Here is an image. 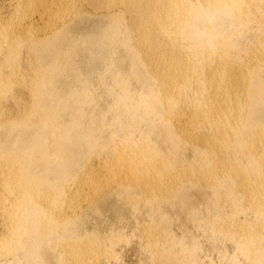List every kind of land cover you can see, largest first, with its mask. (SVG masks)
Segmentation results:
<instances>
[{"label":"bare ground","instance_id":"obj_1","mask_svg":"<svg viewBox=\"0 0 264 264\" xmlns=\"http://www.w3.org/2000/svg\"><path fill=\"white\" fill-rule=\"evenodd\" d=\"M190 188L264 264V0H0V264H121L113 201L152 264H206L164 210Z\"/></svg>","mask_w":264,"mask_h":264},{"label":"rangeland","instance_id":"obj_2","mask_svg":"<svg viewBox=\"0 0 264 264\" xmlns=\"http://www.w3.org/2000/svg\"><path fill=\"white\" fill-rule=\"evenodd\" d=\"M110 82L111 81H109V79H108L107 83L110 84ZM95 84L96 85L94 86V90H95V93H97L96 98L100 99L104 95L102 97V102H106V100H107V102L111 101L112 98L107 95L106 89L104 88L105 85L101 84L103 86V88H102L101 85H98V81H96ZM97 85L99 87H97ZM98 93H100V94H98ZM101 94H102V96H101ZM106 96H107V98H106ZM105 98H106V100H105ZM189 156L191 157V153L189 154ZM197 189H199V188H196L195 190H193V188L189 189V192H190L189 199L190 200L189 199L186 200L187 203L183 202L184 204L180 203L179 205L178 204H174V205L169 204L170 206L168 204H166L164 206V210L166 211L165 212L166 215L168 213L167 218H169L168 220L170 221V224H169L170 230H171V233L173 234V236L175 235L177 237L176 238L174 236L176 239H178V240L181 239L182 242H184V244L189 245V249L192 247L191 250L192 249L193 250H197V249L199 250L200 249L199 250L200 252L197 250L198 251L197 254L199 256V257L198 256L197 257L200 259V261H202V259H203L202 262H205L206 264H232V263L233 264L234 263L235 264H249L246 257L243 255H240L241 252H239L240 250L238 248V245H237V243L235 244V242H233L234 240L232 238L229 239L228 238L229 236L224 234L223 232H220L219 233L220 236H219L218 232L215 233V231H214V233L216 236L213 235L215 237L214 238L212 236V233H213V231H211L212 229H210V230H208L209 228L205 229L204 227H202V225H199L198 221H196V219H199L200 223L204 222L203 225L205 223H207V221L208 222L211 221L210 225L211 224L213 225L214 221L216 222V220L217 221H221V220L224 221V220H226L225 218H227V216L234 211V209H235V207H233L234 205L232 206L231 203H229L232 206L231 207V206H229L228 203H226L225 205L227 207L224 206V208H222V209L223 210L225 209V210L221 211V213L219 214V212H220L218 210V209H220L218 207L219 202H216V200H217L216 197H215L216 200L213 198L214 195H213V197L211 196L212 193L210 192V190H208L207 188H204L203 189L204 192H202L201 191L202 189L199 191H197ZM205 189L208 190V192ZM210 198H213V199L211 200ZM213 200H215V201H213ZM214 202L217 203V205ZM111 203L109 206V211L100 212V213L94 214L93 216L90 217L89 225H90L91 232H93L95 234H97V233L98 234H111V232L113 235L114 234L116 235V233L119 234V238L121 240H123V241L120 240L121 243H119V246H118L119 247L118 252H119V255H120L121 260H122L121 264H152L150 255L148 253H146L145 251H143V247H141L143 245L141 243V240H139L140 238L137 237L139 234L136 235V232H135L136 230L138 232V225L139 224H140L139 225L140 227L144 223L146 224V222L148 221L147 215L146 214L144 215V213L134 214L135 212H133L131 209H129L127 206H125L121 202L119 203V202L113 201V203H115V204H113V203L111 204ZM193 205H194V207H193ZM216 206L218 208H216ZM182 207H184V208H182ZM230 207L232 209H230ZM192 209L197 210V217H199V218H196V219L194 218V220H193V218L190 217V211ZM227 210L230 212H229V214H227V216H225L226 213H228ZM132 212H133V214H132ZM218 215H220L221 218L223 216L225 218L223 217L222 219H220V217H219V220H218ZM215 216L217 217V219ZM239 216H240V220L243 219L242 221H245V218H246L247 224L248 223L250 224L251 221H253L252 219H254L253 216L251 215V213L249 214V210H248V212L244 213V215L242 214ZM187 218H188V220H187ZM213 218H215L216 220L215 219L213 220ZM249 219H250V221H249ZM207 224H209V223H207ZM221 235L222 236L225 235V236L222 237ZM217 237H218V239H217ZM225 237H227V238L225 239ZM124 238H126V239H124ZM231 239H232V241H231ZM129 240H130V242H129ZM191 243H192V245H195L198 243V245H196L198 248L194 247V248H196V249H194L193 246L191 245ZM236 249L239 251H237ZM113 264H115V262H113Z\"/></svg>","mask_w":264,"mask_h":264}]
</instances>
